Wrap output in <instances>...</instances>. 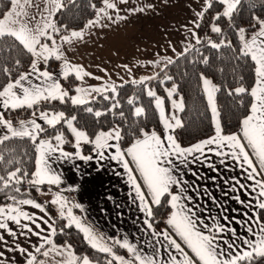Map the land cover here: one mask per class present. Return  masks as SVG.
Masks as SVG:
<instances>
[{
	"label": "snow or ice",
	"instance_id": "snow-or-ice-1",
	"mask_svg": "<svg viewBox=\"0 0 264 264\" xmlns=\"http://www.w3.org/2000/svg\"><path fill=\"white\" fill-rule=\"evenodd\" d=\"M128 2L129 0H101L102 6H97L92 0H87L86 7L93 10L92 18L78 30L64 24L58 25L57 18L58 13L62 14L65 10L70 11L78 5L85 7L80 0H44L43 8L34 4L33 0H10L9 10L0 13L3 16L0 19V54H3L0 55V77L4 78V82L0 83V193L11 201L0 203V230L7 232L15 241H19L20 237L31 241L32 236L37 237L38 241L35 244L30 243L31 250L22 247L18 242L9 247L5 236L0 234V243L5 245V251L20 253L25 264H46V260L40 257L51 256L62 257L56 264H100L88 255L78 256L70 244L58 246L54 239L58 235L57 220L47 213L43 204L32 198H23L27 193H22L21 190L24 183L36 191H40L41 186L45 184L61 185L63 181L57 167L59 164L74 158L85 162L93 160V156L81 154L80 146L83 142L94 145L95 158L98 161L104 160L105 154L112 150L107 158L117 161L127 173L135 193L133 202H139L138 210L144 215L143 231L151 237L149 241L144 242L149 251L146 252L144 247L138 242H132L127 236H106L86 217L74 215L69 204L82 212L83 206L69 201L61 193L67 190L75 191V188L62 189L54 193L48 201L58 207L59 218L66 221L59 228V233L75 227L83 234L91 249L104 254V264H256L264 258V218L261 216L264 212V18L258 15L251 17L255 23L252 25V34L249 35L247 29L235 25L234 21L235 14L242 6V0H203L199 5L200 10L194 13L195 19L189 22L192 26L184 25L187 43L177 56L186 58L191 54L192 63L208 64L209 59L204 55L202 48L219 51L232 46L230 40L221 38L217 42L211 36L201 37L198 33L201 28L200 21L205 18V14L216 4L222 5L223 11H218L212 17L210 31L223 37L222 28L217 22L227 18L236 29L240 41L237 58L242 57L252 62L255 79L250 88L241 83L228 92L230 96L247 94L251 97V102L240 121L239 132L225 134L216 103V93L220 88L201 74L200 79L213 116L215 131L214 135L183 147L170 134L175 128L183 126L181 119L175 113H166L164 99L157 96L146 83L159 79L163 84L172 80L173 77L167 72L168 67L176 62L172 57L165 56L149 62L153 67L159 68V72L138 80H124L121 77V83L118 84L110 77L104 80L95 76L83 65L73 63L67 55L68 48L78 42H85L92 29L108 28L118 21L126 20L127 16L121 15L119 5H126ZM164 2L167 3V0ZM249 6L254 8L255 3ZM26 7H35L36 14L30 16L25 10ZM154 7L152 3H145L127 9V12L146 13ZM25 56L28 58L26 71L21 70ZM53 60L60 62V71L55 74L48 70L49 62ZM121 67L131 74L132 69L128 65ZM101 71L107 75L105 69ZM70 77H75L81 82L71 89L74 95L60 83V79L69 80ZM86 77L103 82L97 87H86ZM127 83L143 86L142 90L147 96L154 98L161 122L169 131L165 138L162 139L156 131L140 129L142 138H137L131 146L122 150L119 142L123 137L119 126L107 131L100 130L94 134V138H90L74 124L76 115L66 117L63 111L39 110L41 103L58 101L64 104L70 101L74 106H85L97 102L99 98L109 102L106 111L94 110L91 106L84 108V111L99 118L121 107L119 90ZM166 91L173 109L182 112L183 99H172L177 94L176 85L173 84ZM138 98L134 95L127 100L128 105L133 106L137 117L144 112L143 107L136 106ZM18 109L35 110L31 113L32 118L21 120L18 125H14L13 121L5 118V112ZM119 115L123 118V111H120ZM38 120L43 121V124ZM62 121L75 138L74 153L64 150L66 137L63 131L57 130L55 135L42 138L48 131L43 125L56 129ZM16 139H27L34 147L35 168L31 173L24 169L23 161L15 150L8 147L9 142ZM205 151L214 153L217 157L231 158L244 173V179L250 182L244 184L233 178L235 185L245 190L250 197L247 207L253 211L251 214L245 212V219L238 220L233 217L229 221L226 216H204L199 206L190 207L186 203L191 201L192 197L185 195L188 189L180 177L178 168L180 165L187 167L190 163L199 162ZM204 158L209 159L207 156ZM223 162L222 159L221 163ZM136 173L139 174V180ZM174 187L178 191H173ZM233 198L241 204L245 203L238 195ZM165 203L170 208L163 221L166 227L157 230V213L154 207H162ZM23 206L39 209L44 215L36 216L24 210ZM10 222L16 226L15 229L10 227ZM232 223L240 224L246 235H239ZM117 249L126 250L127 258L117 254ZM5 251H0V264H5Z\"/></svg>",
	"mask_w": 264,
	"mask_h": 264
},
{
	"label": "crops",
	"instance_id": "crops-1",
	"mask_svg": "<svg viewBox=\"0 0 264 264\" xmlns=\"http://www.w3.org/2000/svg\"><path fill=\"white\" fill-rule=\"evenodd\" d=\"M151 3L155 6L154 9L151 10V12L148 11L146 13L133 14L134 16H137L141 19L139 25L140 27H138V25H132L131 28L128 27L129 25L127 26V28L121 27L120 32L123 33L132 32V35L129 34V36H131L132 39L134 40L128 42H123L118 40L114 41L112 44H109L110 49L106 48V50L109 51V55H110L109 57L105 55L106 54V50H105L104 53L103 52H99L98 54L95 53L96 58L90 59L89 56L88 60H86L85 63L83 64L77 63V64L83 65L88 72L93 73L95 76H100L104 80H107L110 77L112 81H115L116 83L119 84L121 83L120 80L121 77H123L124 80H131V79L138 80L143 76H151L154 73L159 72V68L153 67L149 63L150 61L159 60L161 57H165V56L172 57L173 59L176 58L177 54L182 51L184 46L181 45L178 48H176L177 45L174 47L168 46L163 50L161 47H159L161 45V43L158 41L159 37L163 35L169 39V35L170 34L172 35L174 33V30L170 29L167 22L164 21L163 17H160L161 0H152ZM120 9L122 10L121 15L124 14L128 15L127 9L123 8L122 4ZM150 15L154 21L155 19H157L155 23L156 26L152 25V21H151V26L147 27L145 21H143L145 16H150ZM162 25L166 27H162ZM139 31H141L142 33L148 36H154V35L157 36L154 38L153 41L148 42L147 40H144V37H140V38L138 37L137 32ZM95 33H96L95 35L102 34L103 37H108V38L112 34H117L115 37L119 36L118 34L119 32L113 31L110 27L99 28ZM177 33L178 30L176 31V34ZM184 34H185L184 38L180 40L181 43L187 41L186 40L187 33L185 32V29H184ZM248 34L251 35L252 32ZM136 39L139 42L133 43V41H135ZM97 47L98 45L95 42H85L82 44V46H79L80 50L83 52L90 51L89 54H91V51L96 50ZM173 48L175 49V51H173ZM151 51H155V52H151ZM122 65H128V67L132 69L131 74H129L123 67H121ZM41 67L43 68V65H41ZM101 69H105L107 75L105 74V72H102ZM48 70L54 74L58 73L60 71V62L55 69H48ZM63 81H64L63 79H60V83L62 84V86L64 85ZM102 82H103L102 80H95L86 77L84 81V86L97 87L100 86ZM80 83H81L80 81L76 80L74 88ZM172 86L173 84L170 85L167 89H170ZM71 94L74 95L75 93L71 92ZM172 99H180V96L174 95ZM165 110L167 114L170 115L172 113H175L181 119V112L176 109H173L171 100L169 101L168 104L165 101ZM9 111H13V110H9ZM9 111L5 112V118L12 121V118L7 116ZM30 118L32 117L30 116L28 118H20L19 120L13 123L14 125H18L19 121L28 120ZM212 120H213V116H212ZM38 122L43 124V121L38 120ZM213 124L215 128L214 120H213ZM176 129L177 128H175L170 133L175 138H176V133H175ZM151 131H156L157 134L160 135L162 139L165 138L167 134H169V131L164 128L161 119H160V129L158 131L157 130H151ZM138 138H142V137L140 136ZM72 139L73 140L71 141V146H72L71 148H66L63 145L64 150L70 153L75 152V148H74L75 141L73 134H72ZM135 140L132 143H134ZM199 141L192 143L190 145H186V146L181 145V146L183 147L191 146L193 144L198 143ZM85 144L87 143L81 142L80 152L84 156H89V155L93 156L94 157L93 160L85 162L79 160V158H74L72 160L62 162L57 166L58 171L61 173V178L63 181L62 184L59 186L45 184L48 188L47 189L41 188L40 191H42L43 193H49V192H60L62 189L75 188L76 189L75 191L67 190L61 193L63 196L67 197L69 201L71 200L72 202L79 203L83 206L84 209L83 212L79 208L73 207L72 210L74 215L81 218L86 217L88 221L94 224L96 229H98L101 233L105 234L106 236H115V237L127 236L132 242H138L140 246L144 247L145 251L148 252L149 247L144 242L149 241L151 237L143 231L144 226L142 221L144 215L138 210L139 202L138 201H136L135 203L133 202L135 193L133 192L132 186L128 181L127 173L124 171V169L117 161L107 158L112 150H109V152L105 154L106 158L104 160L98 161L95 158L94 148L90 153H85L83 151V146ZM131 144H129L127 148L131 146ZM126 149H122V150H126ZM204 156L209 157V159L205 160ZM204 156L200 157L199 162L190 163L187 167L180 165V167L178 168L180 177L185 182V185L187 186L188 189L185 195L192 197V200L186 201V203L190 207L199 206L200 212L204 216L207 215H211L213 217L226 216L229 221H231L233 217H235L238 220L245 219L244 213L248 212L249 214H251L253 211L252 209L247 207V201L250 199V197L246 194L245 190H242L239 188L238 185H235V180L233 178L239 179L244 184H249L250 182L244 179V173L241 171L237 163L234 162L231 158L217 157L215 156L214 153H209L207 151H205ZM222 159L224 161L223 163H221ZM189 160L191 161V157H189ZM209 165H211V167ZM193 173H195V175ZM136 175L139 180V174L136 173ZM140 182L143 188V183L142 181ZM234 186H235V190H233ZM173 191H178V189L174 187ZM237 195L240 197V200L245 201L244 204H241L239 201L233 198ZM43 201L47 202L45 200ZM41 204H43L46 208L45 203H41ZM23 207L24 210L30 213H34L36 216L44 215V213L40 212L39 209L33 208L31 206H23ZM52 207L55 209L53 205ZM46 211L49 215H51L49 213L50 211L47 208ZM169 211L170 208L165 218H163V221L168 216ZM261 216L262 218H264V212L261 213ZM10 227L14 229L16 228V226L11 222H10ZM155 227L157 230H162L166 227V224L164 223V225L161 227H157L155 225ZM232 227L236 228L237 233L239 235L242 236L246 235L244 229L240 224L232 223ZM0 234H3L5 236L7 245L9 247L13 246L14 243L18 242L22 247L30 249V243L35 244L38 242L37 237L35 236L31 237V241L26 240L24 237H20L19 241H15L13 237L8 236L7 232H3L2 230H0ZM56 244L62 245L58 243ZM0 251H5V245L3 243H0ZM118 254L124 255L125 257L128 256L126 250H124V252L119 251ZM5 257H6L5 264H25L24 257L18 252L5 251ZM40 258L42 259L43 257Z\"/></svg>",
	"mask_w": 264,
	"mask_h": 264
},
{
	"label": "trees",
	"instance_id": "trees-1",
	"mask_svg": "<svg viewBox=\"0 0 264 264\" xmlns=\"http://www.w3.org/2000/svg\"><path fill=\"white\" fill-rule=\"evenodd\" d=\"M81 4L72 8L70 11L65 10L62 14L58 13L57 24L67 25L69 28L79 29L92 18V9L87 8V0H80ZM97 6H102L101 0H92ZM255 3V7L251 8L249 5ZM10 8V0H0V13L8 11ZM223 11V6L216 4L213 9H210L205 18L200 21L201 28L198 33L201 37L211 36L213 40L217 42L219 39L224 38L232 42V46L224 47L217 51L210 48H202L204 55L208 57L209 63H192L193 56L190 54L186 58L178 57L174 58L176 62L170 65L167 69L168 75L173 79L161 84L159 79L146 82L147 86L156 92L157 96L165 99L168 104L170 99L167 96V88L176 84L177 94L184 102V110L181 112L182 127L176 129V138L178 142L183 145H190L199 140L208 138L214 135V124L212 120V113L207 104L206 94L204 92L203 83L200 79L201 74L206 78L212 80V82L220 88V91L216 93V102L220 112L221 126L225 134L239 132V124L247 113L248 107L251 102V97L247 94L228 95V92L235 87L243 84V86L250 88L254 84V72L253 64L250 60L245 58H237L239 56L240 41L236 34V29L230 24L227 18H222L217 23L222 28L223 37L217 36V34L210 31V24L213 22L212 17L216 13ZM258 15L264 18V0H242V6H240L239 12L235 14V25L244 27L248 30V33L252 32V25L255 23L251 17ZM2 15H0V18ZM3 55V54H0ZM54 60L49 62L48 69H55ZM57 62V61H56ZM23 68L21 70L26 71L28 67V58H23ZM163 78L161 74L160 79ZM242 78V79H241ZM4 82V78L0 77V83ZM76 79L70 77L69 80H64L63 84L68 89H74ZM143 86H136L131 83H127L123 88L119 90L120 94L118 99L120 100L121 107L113 112H107L102 117H95L93 114L84 111L85 107L91 106L94 110L106 111L109 106L108 101L97 99V102L85 105L74 106L70 103L61 104L58 101L52 103H41L39 110H61L65 112L66 117L76 115V126L85 131L90 138H94V134L100 130H108L114 126H119L121 129V135L123 139L120 141L122 149H126L135 139L140 137L139 130L145 131L159 130L160 129V116L158 109L155 107V100L152 97L147 96L143 90ZM134 95L138 96L136 106L143 107L144 112L141 116L137 117L134 114V108L128 105L127 100ZM35 109H18L15 111H9L7 116L12 118L13 122H16L20 118H28ZM123 111L124 117L121 118L119 112ZM48 128L47 133L42 138L55 135L56 131H63L66 137L64 147L71 148L72 134L67 129L66 125H57L56 129ZM9 148L14 149L18 157L23 161V167L29 173L34 171L35 164V150L31 142L27 139L13 140L9 142ZM94 148L92 144H85L83 151L90 153ZM19 166V165H18ZM42 189H47L46 185L41 186ZM22 193H27L23 198H32L41 203L46 204V208L49 213L57 220L58 235L54 238L55 243L69 242L75 253L78 256L88 255L93 261H99L100 264H104L105 256L102 253H98L87 244L83 238V234L75 227L65 229L64 233H59V228L66 223L64 220L56 215L55 209L50 203L44 202L39 197V191L32 188L27 183L21 185ZM0 203H11L6 197L0 193ZM169 205L166 203L162 207H154L156 215L157 227L164 225L163 218L168 213ZM120 252H124L120 249ZM256 264H264V258L258 260Z\"/></svg>",
	"mask_w": 264,
	"mask_h": 264
},
{
	"label": "rangeland",
	"instance_id": "rangeland-1",
	"mask_svg": "<svg viewBox=\"0 0 264 264\" xmlns=\"http://www.w3.org/2000/svg\"><path fill=\"white\" fill-rule=\"evenodd\" d=\"M151 1L152 0H129L128 4H126V5L122 4V7L126 8V9H129V8L141 5V4L151 3ZM202 1L203 0H167V3H165L164 0H161V3H160L161 4L160 17H163L164 21L167 22V24L169 25L170 29L174 30V33L172 35L171 34L169 35V39L167 37L163 36V35H161V37H159L158 41L161 43V45L158 42L157 43L160 45L159 47H161L162 50L167 48L168 46L174 47V46L177 45L176 48H178L181 45L184 46V44L187 43V41L184 42V43L180 42V40H182L184 38V36H185V34H184V25H188V27L191 26V24L189 22L191 20L195 19V14L194 13H195V11H199L198 7H199V4L202 3ZM33 3L34 4H39L41 8H43V6H44V0H33ZM119 7H121V4L119 5ZM25 10L29 13L30 16L36 14V8L35 7H26ZM149 11L151 12V10H149ZM139 14H141V13H139ZM113 15H114V13H113ZM124 15L127 16L126 20L118 21L116 24L110 26V28L113 31L119 32L118 33L119 34L118 37H115L117 34H112L109 38L108 37H103L102 34L95 35L96 34L95 32L99 28L92 29L90 34L86 36L85 42H95L98 45L96 50L91 51V54H89L90 51L89 52H83V51L80 50L79 46H82V44L85 43V42H82V43L78 42V43L74 44L73 46H71L70 48H68L67 55H68L69 59L75 64H77V63L83 64V63H85L86 60H88L89 56H90V59H94V58H96V54L95 53H97V54L99 52H103L104 53L106 48L110 49V45L109 44H112L114 41L118 40V41L128 42V41L134 40V39H132L131 36H129V34L132 35V32H127V33L120 32L121 31V27H126L127 28L128 25H129L128 26L129 28H131L132 25H138V27H140L139 25H140L141 19L139 17L134 16L133 14H129V13H128V15L127 14H124ZM2 18H3V16L0 19H2ZM143 21H145V24H146L147 27H150L151 26V21H152V25H155L157 19H155V21H154L151 18V15H150V16H145ZM162 27H166V26L162 25ZM177 30H178V33L176 34ZM137 33H138V37L139 38L140 37H144V40H147L148 42L153 41L154 38L157 36V35L148 36V35L142 33L141 31H139ZM142 35H144V36H142ZM94 37H97V38H94ZM134 42H139V41L136 39L135 41H133V43ZM65 47H67V46H65ZM83 49H85V48H83ZM146 52H149V51H146ZM151 52H155V51H151ZM105 55L107 57H109L110 56L109 55V51L106 50V54ZM54 65L57 67L59 65V62L55 61ZM64 88L68 89L66 86H64ZM70 94H71V92H70ZM40 111H47V110H40ZM60 111L61 110H54V112H60ZM74 124H75V122H74ZM72 140L73 139H71V141ZM74 141H75V138H74ZM54 193H56V192L43 193L42 191H39V196H40V198H42L43 200L48 202V201H50L52 199ZM53 206L55 207L56 212H57V216L59 217V215H58V212H59L58 207L56 205H53ZM69 207H71V210H72V208H73L72 204H69ZM72 212H73V210H72ZM59 244H62V245H58V246H63L65 244H70V243L69 242H64V243H59ZM72 249L74 251L73 246H72ZM119 251H120V249H117V254H118ZM42 259L46 260V264H56V262L62 260V257H60V256H51L49 258H42Z\"/></svg>",
	"mask_w": 264,
	"mask_h": 264
}]
</instances>
